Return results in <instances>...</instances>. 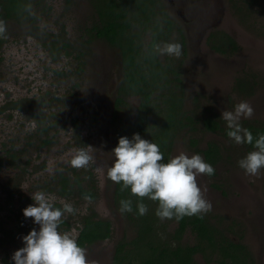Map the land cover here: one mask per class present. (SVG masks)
Instances as JSON below:
<instances>
[{
  "label": "rangeland",
  "instance_id": "obj_1",
  "mask_svg": "<svg viewBox=\"0 0 264 264\" xmlns=\"http://www.w3.org/2000/svg\"><path fill=\"white\" fill-rule=\"evenodd\" d=\"M196 1L193 19L187 17L186 22L177 16L187 37V56L182 65L187 108L194 109L199 119L210 114L222 119L223 111H234L237 104L246 101L254 114L251 118L242 117L239 123L264 122V0H217L213 31H224L235 38L240 49L232 56L212 53L203 43L201 31L212 17H208L206 11L212 8L213 0ZM35 2L36 28L41 32H58L65 26L69 38L80 46L85 39V28L95 19L89 0ZM2 26L7 41L0 47V107L12 100L23 104L31 101L33 106L40 103L45 114L53 115V120L59 123L54 131L56 142L39 148L38 109L0 115V264H15L12 256L24 247L23 237L33 229L39 231L33 218L23 215V209L34 205L31 194L37 191L55 197L56 208L62 209L64 203L73 206L75 212L62 217L70 227L59 225L58 230L68 232L75 239L80 232L79 220L89 209L94 208L102 218L110 219L114 227L112 238L85 250L89 264H111L117 243L125 236L130 239L134 235L115 205L114 184L107 177V169L115 159L112 150L116 147L110 119L124 80L121 52L103 40H96L90 51L87 50L90 54L80 72L76 54L53 61L39 36L30 33L32 25L24 27L2 21ZM149 39L148 36L147 45ZM176 40L179 41L178 35L173 36V41ZM165 56L159 55L162 63ZM239 81L250 85L246 91L240 90ZM127 102L135 112L138 98H129ZM94 112L99 113L98 124L92 122ZM74 117L82 122L79 131L82 139L88 140V146L94 148L92 163L100 189V197L95 202L62 198L44 190L58 169L72 168L70 161L81 149L72 123ZM223 126L227 127L225 120ZM191 137L199 141L201 149L216 143L221 151L216 176L197 177L204 198L212 205L206 215L212 224L222 225L224 231L231 229L236 238L242 235L255 263L264 264V169L258 176L246 175L238 162L250 151L227 135L205 131L202 126L198 132L186 133L177 139L171 158L181 152L189 157L198 154L190 144ZM11 193H14V204L10 203ZM18 215L23 216V225L18 222ZM162 222L168 225L170 232L176 229L175 222ZM19 224L21 230H17ZM5 230L15 231L14 241L6 237ZM182 243L195 244L196 236L188 230ZM198 260L215 264L202 256H198Z\"/></svg>",
  "mask_w": 264,
  "mask_h": 264
},
{
  "label": "trees",
  "instance_id": "obj_2",
  "mask_svg": "<svg viewBox=\"0 0 264 264\" xmlns=\"http://www.w3.org/2000/svg\"><path fill=\"white\" fill-rule=\"evenodd\" d=\"M95 19L85 28L80 46H76L68 36L65 26L58 32H41L36 28L35 0H0V20L19 23L30 28L31 34L38 35L42 44L49 51L53 61L59 62L63 57L76 54L79 60L78 71H83L85 58L90 54L91 45L96 40H103L121 52L124 80L113 105L110 119L116 146L122 136L132 138L139 134L142 139L156 143L164 155V163L172 157L177 139L186 133H196L202 126L205 131L227 135L228 127L223 126L224 120L218 115H207L202 119L194 109L187 108L188 93L185 87L182 65L187 56V38L180 28L179 42L182 45V55L179 58L165 56V63L160 61L154 52V45L169 43L174 28V22L165 11L161 0H89ZM149 36V43L146 38ZM5 31L0 33V47L7 41ZM174 42V43H176ZM209 42L215 52L232 56L239 49L235 38L224 31H216L210 35ZM60 74V72H58ZM240 90L246 91L247 84L239 81ZM129 98H138V106L133 112ZM26 101L12 100L0 107V115L8 111L39 112L38 122L39 148L48 147L56 142L59 120L45 114L41 109L43 104L35 106ZM210 112V111H209ZM213 114V112H211ZM46 115V117H45ZM51 115V116H50ZM92 122L99 123V113L94 112ZM76 139L81 149L87 148L88 140H83L80 134L81 120L72 119ZM241 127L249 130L253 144L259 135H264V122L243 121ZM55 133L52 135V133ZM190 144L195 151L204 157L206 163L215 169L221 160L220 147L209 143L205 149L199 148V141L190 138ZM253 144L244 143L248 151H254ZM15 158V154H13ZM114 184V202L120 211L121 200L132 201V212L121 213L134 234L132 238L125 236L116 247L111 264H203L198 255L215 264H255V259L241 242L236 243L227 231L210 225L207 218L198 216L187 217L175 222L176 229L169 231L168 225L156 216L157 202L144 198L142 201L130 193V189L121 191V184ZM44 190L62 198L78 199L95 202L100 197V189L95 166L91 163L87 168H68L59 170L44 186ZM14 193H11L10 203L14 204ZM144 203L146 215H139L137 204ZM23 216L18 215V222L23 225ZM80 232L76 238L77 244L86 249L97 243L112 238L113 223L102 218L96 209L91 208L79 220ZM19 224L17 230L22 229ZM61 226L70 227L67 220H62ZM194 232L198 241L194 245L183 244L182 240L188 230ZM10 241L15 239L14 230H5Z\"/></svg>",
  "mask_w": 264,
  "mask_h": 264
},
{
  "label": "clouds",
  "instance_id": "obj_3",
  "mask_svg": "<svg viewBox=\"0 0 264 264\" xmlns=\"http://www.w3.org/2000/svg\"><path fill=\"white\" fill-rule=\"evenodd\" d=\"M4 32L0 22V33ZM154 52L179 58L182 55V45L176 43H157ZM254 114L252 106L242 101L234 111H223L222 119L227 122V136L236 144H253L252 133L241 127L239 121L251 118ZM250 151L238 164L246 175L258 176L264 169V135H259ZM87 146L78 149L70 161L72 167L87 168L94 162L92 151ZM115 157L113 164L107 169V177L116 184H121V191L130 189L132 196L139 200L144 198L158 203L156 216L161 219L177 221L185 216L203 215L212 210L211 202L204 198V193L198 186L197 177L212 176L215 169L206 163L199 154L189 157L181 152L167 163L160 147L141 136L133 134L132 138L122 136L118 145L112 150ZM34 205L23 209L26 218H33L39 225V231L33 229L23 237L24 247L17 250L12 260L15 264H89L86 250L80 247L76 239L68 232L61 233L59 225L65 213L73 214L75 209L71 204L64 203L63 208L54 207L55 197L37 191L31 194ZM120 212H132V201L121 200ZM139 215L147 214L144 203L137 204Z\"/></svg>",
  "mask_w": 264,
  "mask_h": 264
},
{
  "label": "flooded vegetation",
  "instance_id": "obj_4",
  "mask_svg": "<svg viewBox=\"0 0 264 264\" xmlns=\"http://www.w3.org/2000/svg\"><path fill=\"white\" fill-rule=\"evenodd\" d=\"M161 1H162V4L164 6L165 11L170 15L172 21L174 22V28H173V31H172V34H171V39L169 41V43H174L175 41H173V36L174 35L180 36V28L182 29V26H180L178 24V22H177V20L179 19V17H177V16L179 15V16L183 17V20H185L186 22L189 21V19H187V17H191L193 19V17L196 16L194 12H195V9L197 8V6L195 8V4H196L197 1L196 0H161ZM211 4H212L211 5L212 8H210L207 11L205 10V11H206L208 17L209 16L210 17L212 16V17L210 18V20H208V24H207L208 26L207 27L205 26L204 30L201 31V36H202V38H204L203 43L205 44V46L206 47L208 46V49L212 53H217L212 48L211 43L209 42L210 35L214 32L213 31L214 30V28H213V24H214L213 23V21H214L213 12H214V8L216 7L217 0H213V2ZM204 6L207 7V4H205ZM183 33L186 36L184 31H183ZM188 35H190V33H188ZM248 86H250V85H247V88H248ZM204 216L207 218V221H208V223L210 225H213V226L218 227L219 229L223 230L222 229L223 228L222 225L221 226H216V225L212 224V222L210 221V218L206 214ZM219 223L221 224V222H219ZM189 231H191V230L189 229ZM191 232H192L193 235H195L193 231H191ZM232 233H229L228 236L233 241H235L236 243L241 242L242 244H244L247 247L248 251L253 256V253L250 251L248 245L245 244L244 241L242 240V235L240 237L236 238L235 233H233V235H232ZM195 236H196V243H197L198 237H197V235H195ZM192 245H194V244H192ZM198 256H202L203 257V255H198Z\"/></svg>",
  "mask_w": 264,
  "mask_h": 264
}]
</instances>
